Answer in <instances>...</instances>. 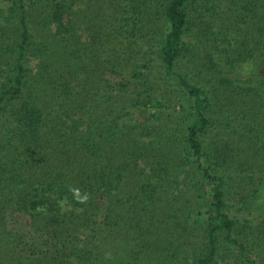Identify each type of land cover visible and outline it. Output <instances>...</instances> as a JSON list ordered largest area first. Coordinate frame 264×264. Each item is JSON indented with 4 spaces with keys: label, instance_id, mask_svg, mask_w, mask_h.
<instances>
[{
    "label": "trees",
    "instance_id": "trees-1",
    "mask_svg": "<svg viewBox=\"0 0 264 264\" xmlns=\"http://www.w3.org/2000/svg\"><path fill=\"white\" fill-rule=\"evenodd\" d=\"M0 264H264V0H0Z\"/></svg>",
    "mask_w": 264,
    "mask_h": 264
},
{
    "label": "clouds",
    "instance_id": "clouds-1",
    "mask_svg": "<svg viewBox=\"0 0 264 264\" xmlns=\"http://www.w3.org/2000/svg\"><path fill=\"white\" fill-rule=\"evenodd\" d=\"M71 191L74 193V196H75V198H76V200L78 201V202H80V203H84V202H86V200H87V195L85 194L83 197L80 195V191H79V189L78 188H73V189H71Z\"/></svg>",
    "mask_w": 264,
    "mask_h": 264
},
{
    "label": "rangeland",
    "instance_id": "rangeland-1",
    "mask_svg": "<svg viewBox=\"0 0 264 264\" xmlns=\"http://www.w3.org/2000/svg\"><path fill=\"white\" fill-rule=\"evenodd\" d=\"M157 64V63H156Z\"/></svg>",
    "mask_w": 264,
    "mask_h": 264
}]
</instances>
